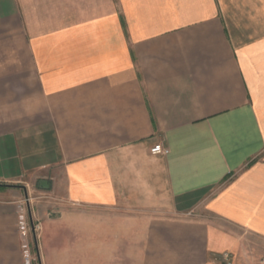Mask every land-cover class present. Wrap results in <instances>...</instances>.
Wrapping results in <instances>:
<instances>
[{"label": "crops", "instance_id": "1", "mask_svg": "<svg viewBox=\"0 0 264 264\" xmlns=\"http://www.w3.org/2000/svg\"><path fill=\"white\" fill-rule=\"evenodd\" d=\"M0 186V264L25 198L32 264H230L264 240V0H0Z\"/></svg>", "mask_w": 264, "mask_h": 264}, {"label": "rangeland", "instance_id": "2", "mask_svg": "<svg viewBox=\"0 0 264 264\" xmlns=\"http://www.w3.org/2000/svg\"><path fill=\"white\" fill-rule=\"evenodd\" d=\"M67 207L72 208V206H67ZM77 208L80 210V214L82 217L96 218L97 220L99 219L104 220V217H106V215L113 216V218H116L115 216H119L118 214L120 213V212L115 213L114 211H110V209L98 208V207L94 208L88 206H77ZM99 233L101 232H98V234ZM238 234L240 236L238 239L237 250L235 249L234 251H231L230 264H264V240L256 236L250 235L248 233L246 234L244 232H239ZM146 245L150 246L145 249L146 264H175V263L179 264L177 262L179 257L177 254L178 252H176V256H177L176 258L170 257L169 259L168 251L170 250L165 248H154L152 246L151 237H150V243L146 242ZM122 251L124 253H128L130 256L132 255L133 252V250L130 249L128 250L123 249Z\"/></svg>", "mask_w": 264, "mask_h": 264}, {"label": "built area", "instance_id": "3", "mask_svg": "<svg viewBox=\"0 0 264 264\" xmlns=\"http://www.w3.org/2000/svg\"><path fill=\"white\" fill-rule=\"evenodd\" d=\"M150 153L152 155H164L168 153V149L157 144L150 148ZM29 220L28 199L25 198L16 203V228L18 230L23 264H32L29 233H35L36 226L30 223ZM225 260L228 262L227 256H225Z\"/></svg>", "mask_w": 264, "mask_h": 264}, {"label": "trees", "instance_id": "4", "mask_svg": "<svg viewBox=\"0 0 264 264\" xmlns=\"http://www.w3.org/2000/svg\"><path fill=\"white\" fill-rule=\"evenodd\" d=\"M0 187H6V186H0Z\"/></svg>", "mask_w": 264, "mask_h": 264}]
</instances>
